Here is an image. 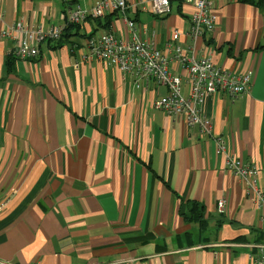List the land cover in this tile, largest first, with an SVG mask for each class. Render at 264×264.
<instances>
[{"label": "crops", "instance_id": "crops-1", "mask_svg": "<svg viewBox=\"0 0 264 264\" xmlns=\"http://www.w3.org/2000/svg\"><path fill=\"white\" fill-rule=\"evenodd\" d=\"M99 1L0 0L5 25L66 30L61 41L41 43L38 58L21 60L0 27V202L8 200L0 263L255 264L264 223L226 160L258 168L264 189V9L218 0L216 31L194 37L191 5L175 0L156 17L142 4L150 0H127L139 38L168 56L174 75L183 72L177 46L252 73L246 94L206 101L213 134L201 135L155 108L166 86L136 89L109 63L83 59L88 36L132 38L120 13L70 28L71 10ZM194 203L202 220L191 216Z\"/></svg>", "mask_w": 264, "mask_h": 264}, {"label": "built area", "instance_id": "built-area-1", "mask_svg": "<svg viewBox=\"0 0 264 264\" xmlns=\"http://www.w3.org/2000/svg\"><path fill=\"white\" fill-rule=\"evenodd\" d=\"M175 0L143 1L145 9L156 17H164L171 13L172 3ZM191 5V34L194 37H203L214 33L217 27L216 3L218 0H179ZM129 4L127 0H100L90 10L77 8L68 14L70 25H81L89 19L104 17L112 13H120L126 27L132 32V38L119 39L113 33L100 36H88L85 40L86 54L83 59L109 63L116 67L124 77H129L136 89L155 81L166 86L168 92L155 102V108L164 112L170 118H183L187 127L198 128L201 135L213 134V122L205 114L206 101L217 94L225 93L231 98L246 94L251 86L252 73H237L228 71L208 58L195 59L187 57L184 51L177 46L175 58L182 65V75H174L170 68V59L162 51L150 43L139 38L136 24L127 17ZM4 11L0 8L1 37L12 41L14 55L21 60H33L40 55V45L43 42H58L63 38L65 31L61 28H31L26 23L17 22L14 25L4 24ZM174 40L179 39L175 33ZM188 82V93H182L183 78ZM217 154L226 152L225 141L215 137ZM227 169L241 178L252 196L255 207L260 212V220L264 223V189L260 186L259 170L242 163L236 157H227ZM8 200L0 202V214L5 210ZM219 212L225 210V202L218 204ZM3 264V263H0ZM255 264H264V247Z\"/></svg>", "mask_w": 264, "mask_h": 264}, {"label": "trees", "instance_id": "trees-1", "mask_svg": "<svg viewBox=\"0 0 264 264\" xmlns=\"http://www.w3.org/2000/svg\"><path fill=\"white\" fill-rule=\"evenodd\" d=\"M179 1V0H178ZM238 2L240 3H243V4H247V5H252L258 9H261L263 10L264 9V0H237ZM113 15V14H112ZM70 25V24H69ZM74 27H76V25H70V28L73 29ZM68 30V29H67ZM66 31V30H65ZM65 34V33H64ZM64 37V35H63ZM61 41V40H60ZM59 42V41H58ZM13 60V59H12ZM12 60L9 59L8 60V65L9 67L12 65ZM199 207L198 204L194 203L192 205V212H191V216L193 217V219L195 221H199V220H202V212L201 211H197L196 209ZM200 208V207H199ZM203 223V222H202Z\"/></svg>", "mask_w": 264, "mask_h": 264}]
</instances>
